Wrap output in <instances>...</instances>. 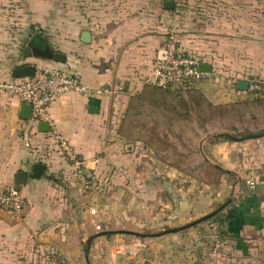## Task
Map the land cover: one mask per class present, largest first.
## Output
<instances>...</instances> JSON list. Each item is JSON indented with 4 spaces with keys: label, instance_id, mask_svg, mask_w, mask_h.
<instances>
[{
    "label": "crops",
    "instance_id": "obj_1",
    "mask_svg": "<svg viewBox=\"0 0 264 264\" xmlns=\"http://www.w3.org/2000/svg\"><path fill=\"white\" fill-rule=\"evenodd\" d=\"M190 2L200 9L184 21L177 7L169 14L171 30L178 33L181 46L213 68L193 89L201 90L214 104L227 105L251 98L252 94L238 88V82L250 75L264 76V15L258 11L264 9V0ZM21 5L18 0H0V80L12 78L17 67L33 64L38 70L68 68L93 89L91 95L74 92L63 95L51 105L50 113L56 128L77 152L82 172L86 174L95 168L98 186L92 190L82 187L75 166L47 146V131H42L40 124L34 129V148L26 147L21 139L25 120L20 117L22 102L0 92V187L14 186L18 171L28 174L21 189L26 199L24 219L0 221V240L6 247L0 253V264H32L48 257L50 262L59 264L66 260L69 264L110 261V257L104 256L136 248L138 243L129 234L135 232L133 229L96 230L97 214L92 210L100 206L97 189L110 188L119 164H125V168L137 165L124 153L131 143L128 137L136 128L137 107L146 109L153 103L150 98L156 87L147 84L146 79L152 74L157 51L169 28L168 21L140 23L136 35L131 37L125 36L118 25L100 31L85 28L83 21L68 17H60L55 30L47 1L27 0V7ZM84 30L92 34L88 43L81 40ZM37 36L41 37V44L64 53L67 62L34 55L24 58L23 49ZM21 40H24L22 46ZM20 49L22 64L19 65ZM143 114L140 112V119L144 118ZM256 117L264 123V97L255 95ZM170 119H174L173 114ZM260 127L264 130V124ZM255 135L261 136L246 141L245 145L221 138L206 146L209 157L228 167L255 168L248 174L241 173L242 182L245 178L254 179L255 187L240 188L234 209H228L232 205L228 203L221 211L227 212L225 228L237 237H255L264 232V133ZM44 153L47 159L40 157ZM36 163L46 165L40 177L33 175ZM141 164L145 163L138 162ZM179 205V201H170L166 206L173 210L179 209ZM156 210L159 213L155 215L162 216L164 207L159 204ZM98 217L109 225L108 214ZM248 242L264 245V239ZM85 245L90 246L88 253L84 251Z\"/></svg>",
    "mask_w": 264,
    "mask_h": 264
},
{
    "label": "rangeland",
    "instance_id": "obj_2",
    "mask_svg": "<svg viewBox=\"0 0 264 264\" xmlns=\"http://www.w3.org/2000/svg\"><path fill=\"white\" fill-rule=\"evenodd\" d=\"M18 1L20 6L27 4V0ZM37 1L49 3L55 30L59 27L60 17H68L83 21L85 28L100 31L118 25L128 37L136 35L143 22L162 24L167 20L169 28L166 33L172 31L171 10L163 7L165 0ZM173 1L176 6L172 10L178 8L183 21L200 9L194 8L190 0ZM258 11L264 15V9ZM40 40L41 37L37 36L32 44L40 45ZM23 43L21 40L20 46ZM21 51L19 65L22 64ZM150 100L153 103L148 104V108L136 109V128L128 137L132 149L126 148L124 153L137 165L125 168V164H119L110 188L97 189L100 206L94 216L97 219L99 215L108 214L109 229L135 230L129 234L136 237L138 244L136 248L104 256L110 257V261L103 258L105 261L102 259L99 264H264V245L248 242L263 240L264 232L258 236L254 234L255 237H237L225 228L227 212L220 210L208 216L230 199L232 205L228 209H234L233 203L238 199L240 188L248 186L246 178L242 182L241 173L248 174L255 168L248 165L228 167L217 158L209 157L206 146L219 142L222 133L232 135L235 141L244 145L255 139L248 136L264 133L260 129L263 121L255 118V95L226 105L214 104L201 90L156 87ZM140 112L144 113L143 119L139 117ZM172 114L174 119H170ZM201 144L206 157L201 152ZM138 162L145 164L138 165ZM96 181L97 175L88 190L98 186ZM159 198L160 202L157 201ZM170 201H179V209L171 210L166 206ZM159 204L164 207L162 216L155 215L159 213L156 210ZM206 216L205 220L191 224ZM98 222L104 223L101 219ZM187 224L191 225L183 230L164 233ZM2 250L5 251L6 247L0 240V253ZM84 251L88 253L90 246L85 245ZM35 263L59 264L50 262L49 257ZM60 264L69 262L66 260Z\"/></svg>",
    "mask_w": 264,
    "mask_h": 264
},
{
    "label": "built area",
    "instance_id": "obj_3",
    "mask_svg": "<svg viewBox=\"0 0 264 264\" xmlns=\"http://www.w3.org/2000/svg\"><path fill=\"white\" fill-rule=\"evenodd\" d=\"M163 51L165 56L160 57ZM202 63L197 54L189 52L181 46L178 33L170 31L160 45L152 67V74L146 79L147 84L160 89L181 87L191 89L195 84L209 75L199 70ZM249 83L245 90L252 95L264 97V76L250 75L243 79ZM0 92L11 97L18 98L21 102L32 106V113L29 119L23 120L21 126V139L26 147L33 149V135L35 127L42 121L47 122L51 127L46 134V144L51 150L60 152L65 159L75 167L82 187L88 190L93 179L96 178L95 168L84 174L79 166L77 152L73 145L60 132L52 119L50 107L60 97L67 93H79L91 95L94 93L82 78L68 68H53L51 70H38L35 75L23 78H8L0 80ZM100 92V90H96ZM47 159V153L40 155ZM95 165L99 159L94 160ZM248 186L254 188L256 181L246 178ZM26 199L22 192L15 189L13 185L0 187V221L20 222L25 217ZM96 215V210H92ZM97 231H108L109 225L98 222L95 219Z\"/></svg>",
    "mask_w": 264,
    "mask_h": 264
},
{
    "label": "water",
    "instance_id": "obj_4",
    "mask_svg": "<svg viewBox=\"0 0 264 264\" xmlns=\"http://www.w3.org/2000/svg\"><path fill=\"white\" fill-rule=\"evenodd\" d=\"M176 6L175 1L173 0H165L163 3V7L165 9L168 10H172L174 9ZM91 32L89 30H84L81 33V40L88 43L91 41ZM31 55L37 56V57H42V58H48V59H54L55 61L59 62V63H66L67 62V56L59 51H55L53 50L50 46H48L47 44H41L40 45H34L32 43H29L24 49H23V57H29ZM160 57L165 56V53L163 51H161L159 53ZM199 70L205 73H211L213 71L212 65L208 64V63H200L199 64ZM38 71V67L36 65L33 64H25L23 66L17 67L13 70V74L12 77L13 78H23V77H27V76H33L36 74V72ZM249 86V83L245 80H240L238 82V88L241 90H247ZM31 113H32V106L28 103H24L22 102L20 105V117L23 119H29L31 117ZM40 127L42 131H50L51 127L49 126V124L47 122L42 121L40 123ZM261 135H252V136H248L247 138H251V137H258ZM244 139V138H242ZM201 152L203 153V156L206 157L205 151L203 149V144H201ZM127 149H132V145H128ZM46 165L44 163H36L34 166V173L33 175L35 177H40L42 171L45 169ZM232 173H234L233 170H228ZM28 179V174L25 171H18L15 175V179H14V188L21 191L22 186L27 182ZM231 202V199L229 200L228 203ZM225 203L223 205H221L218 210L210 213L208 216L214 215L216 212L223 210L224 207L228 204ZM207 218L203 217L201 219H198L197 221H195L194 223L191 224H195L198 222H201L203 220H205ZM191 224H187L184 225L182 227H175L172 228L170 230H167L164 233H168V232H177L180 230H183L185 228H187L188 226H190Z\"/></svg>",
    "mask_w": 264,
    "mask_h": 264
},
{
    "label": "trees",
    "instance_id": "obj_5",
    "mask_svg": "<svg viewBox=\"0 0 264 264\" xmlns=\"http://www.w3.org/2000/svg\"><path fill=\"white\" fill-rule=\"evenodd\" d=\"M220 137L223 138V139H226V140H235V137H233L230 134H226V133L221 134Z\"/></svg>",
    "mask_w": 264,
    "mask_h": 264
}]
</instances>
